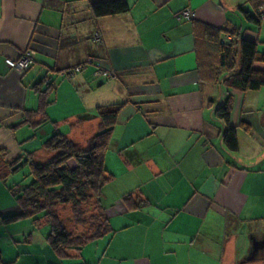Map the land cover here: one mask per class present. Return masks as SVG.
Segmentation results:
<instances>
[{
	"label": "crops",
	"instance_id": "1",
	"mask_svg": "<svg viewBox=\"0 0 264 264\" xmlns=\"http://www.w3.org/2000/svg\"><path fill=\"white\" fill-rule=\"evenodd\" d=\"M96 1L0 0V149L3 160L42 162L61 124L82 145L99 125L96 107L122 103L103 161L111 231L58 254L44 220H0V264H234L238 229L264 219V86L240 91L203 79L191 20L175 15L190 8L195 21L239 28L258 52L264 20L244 17L255 18L249 0H126L127 12L93 17ZM26 49L35 52L26 71L4 63ZM82 63L70 79L58 76ZM96 67L116 78L95 77ZM228 96L224 124L214 110ZM226 125L236 151L221 138ZM8 177L0 216L18 211ZM125 196L145 203L126 210Z\"/></svg>",
	"mask_w": 264,
	"mask_h": 264
},
{
	"label": "trees",
	"instance_id": "2",
	"mask_svg": "<svg viewBox=\"0 0 264 264\" xmlns=\"http://www.w3.org/2000/svg\"><path fill=\"white\" fill-rule=\"evenodd\" d=\"M249 3L257 10L264 0H249ZM128 10L126 0H100L90 4L93 17L118 15ZM244 17L255 23L259 21L247 12H244ZM191 24L198 73L203 79L220 82L226 87L240 91L256 90L264 86V69L254 67L255 63H264V52L257 51L255 41L244 38L236 27L218 28L193 19ZM47 85L48 90L50 84ZM122 106V103L97 106L99 125L96 132L82 145L59 132L52 134L43 144L50 156L42 162H36L30 156L23 160L20 157L3 160L5 152L0 149V179L5 180L24 165L31 176L26 185L10 189L18 211L0 216L1 222L8 224L25 218L35 222L44 220L50 228L47 236L49 244L58 254H62L66 249H79L86 242L111 231L109 217L101 205L102 186L111 179L103 161L113 125ZM230 108L231 100L228 96L221 105L216 106V118L226 124ZM26 117L28 120L30 115L27 114ZM221 138L228 150H237V138L233 128L224 126ZM89 199L96 211L91 219V231L74 235L66 230L57 213L58 206L70 205L77 221L82 224L84 220L80 221V216L83 214L84 204ZM144 203V200L134 201L130 196L121 199V204L126 210L138 209Z\"/></svg>",
	"mask_w": 264,
	"mask_h": 264
},
{
	"label": "rangeland",
	"instance_id": "3",
	"mask_svg": "<svg viewBox=\"0 0 264 264\" xmlns=\"http://www.w3.org/2000/svg\"><path fill=\"white\" fill-rule=\"evenodd\" d=\"M59 131L62 132L67 136V133L69 131V126L67 124H61L59 126ZM31 180V176L28 174V168L27 166H23L19 168V170L13 174H11L6 183L8 186L12 187L13 189H17L18 187L22 185H26ZM102 205V203H101ZM57 213L62 219L65 228L70 233H73L74 235L80 233V234H87L91 231L92 228V218L96 214V211L92 208L91 199L87 200L86 203L83 206V214L80 216L82 219L80 221L84 220L83 223L77 221V217L72 212V208L70 205H60L58 206ZM242 226V225H241ZM244 229L241 230L238 229V234H243L241 231H245L244 235L239 237V235H236L237 239L235 241V254H234V264H240L243 256L247 254L248 249V242L250 241V235L247 234L248 230L254 233V235L258 236L262 231H264V219H258L253 222H249V226L243 224ZM247 229H246V227ZM42 228H48L47 226H44ZM246 229V230H245ZM220 244V243H219ZM246 264H264V259H257L254 262H248Z\"/></svg>",
	"mask_w": 264,
	"mask_h": 264
},
{
	"label": "built area",
	"instance_id": "4",
	"mask_svg": "<svg viewBox=\"0 0 264 264\" xmlns=\"http://www.w3.org/2000/svg\"><path fill=\"white\" fill-rule=\"evenodd\" d=\"M193 17V12L190 8H184L180 12H178L175 15V19L177 21L182 20H191ZM255 17L258 20H264V4L261 5L255 12ZM96 40H98V35H95L94 37ZM228 38V36L226 37ZM35 58V52L33 49H26L23 50L18 57L12 59V58H5L4 63L12 69H15L18 72H24L27 69L30 68V66L34 63ZM89 61V60H87ZM84 63H89V62ZM77 64L70 68H65L63 70L58 71V76L70 79L75 73L80 72L83 67H85V64ZM93 75L95 77H102L104 79H115L116 74L112 70L104 69L102 67H96L93 71ZM51 81L50 77H46L44 82L48 84Z\"/></svg>",
	"mask_w": 264,
	"mask_h": 264
},
{
	"label": "flooded vegetation",
	"instance_id": "5",
	"mask_svg": "<svg viewBox=\"0 0 264 264\" xmlns=\"http://www.w3.org/2000/svg\"><path fill=\"white\" fill-rule=\"evenodd\" d=\"M250 235V241L248 242L247 254L243 256L240 264H246L248 262H254L257 259H264V231L260 235Z\"/></svg>",
	"mask_w": 264,
	"mask_h": 264
}]
</instances>
